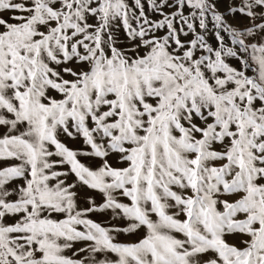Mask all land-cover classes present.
Listing matches in <instances>:
<instances>
[{
  "label": "snow or ice",
  "instance_id": "obj_1",
  "mask_svg": "<svg viewBox=\"0 0 264 264\" xmlns=\"http://www.w3.org/2000/svg\"><path fill=\"white\" fill-rule=\"evenodd\" d=\"M0 264H264V0H0Z\"/></svg>",
  "mask_w": 264,
  "mask_h": 264
}]
</instances>
